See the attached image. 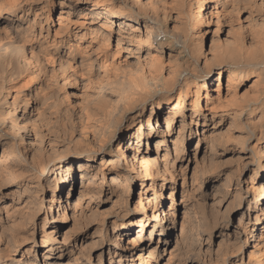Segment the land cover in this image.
Instances as JSON below:
<instances>
[{
	"label": "bare ground",
	"instance_id": "1",
	"mask_svg": "<svg viewBox=\"0 0 264 264\" xmlns=\"http://www.w3.org/2000/svg\"><path fill=\"white\" fill-rule=\"evenodd\" d=\"M51 4L0 0V264H264V0Z\"/></svg>",
	"mask_w": 264,
	"mask_h": 264
},
{
	"label": "rangeland",
	"instance_id": "2",
	"mask_svg": "<svg viewBox=\"0 0 264 264\" xmlns=\"http://www.w3.org/2000/svg\"><path fill=\"white\" fill-rule=\"evenodd\" d=\"M50 7H58V0H52V4L50 5ZM74 8H75V12L78 11V10H80L78 5L74 6ZM207 43H208V42H207ZM207 45H208V44H207ZM214 86H215V85H211L210 87L212 88V87H214ZM210 87H209V88H210ZM70 196H72V199H75L76 196H77L76 191H75V193H73V195L70 194ZM135 200H136V194H135V196H134V198H133V200H132V205H133V203H134ZM69 225H70V224L66 225V226L63 228V230H64L66 227H69ZM34 241H37V242H38V241H39V237L35 238ZM245 258H246V253H245Z\"/></svg>",
	"mask_w": 264,
	"mask_h": 264
}]
</instances>
